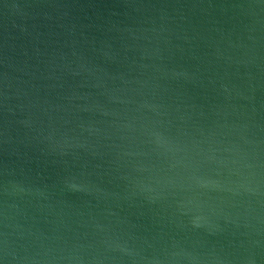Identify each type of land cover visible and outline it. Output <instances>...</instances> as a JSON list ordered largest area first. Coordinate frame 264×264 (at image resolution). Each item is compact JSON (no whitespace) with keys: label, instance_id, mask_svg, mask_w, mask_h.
<instances>
[{"label":"water","instance_id":"obj_1","mask_svg":"<svg viewBox=\"0 0 264 264\" xmlns=\"http://www.w3.org/2000/svg\"><path fill=\"white\" fill-rule=\"evenodd\" d=\"M0 264H264V0H0Z\"/></svg>","mask_w":264,"mask_h":264}]
</instances>
